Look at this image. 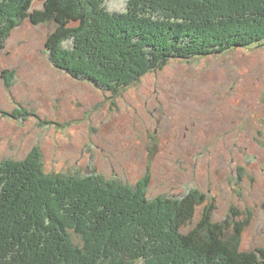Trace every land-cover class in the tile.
Returning <instances> with one entry per match:
<instances>
[{
    "label": "rangeland",
    "instance_id": "obj_1",
    "mask_svg": "<svg viewBox=\"0 0 264 264\" xmlns=\"http://www.w3.org/2000/svg\"><path fill=\"white\" fill-rule=\"evenodd\" d=\"M129 1L104 8L126 14ZM57 28L23 20L0 53V165L40 151L48 175L148 178L151 199L197 190L191 228L216 205L214 222L246 223L242 251L264 249V45L174 60L118 94L55 66Z\"/></svg>",
    "mask_w": 264,
    "mask_h": 264
},
{
    "label": "trees",
    "instance_id": "obj_2",
    "mask_svg": "<svg viewBox=\"0 0 264 264\" xmlns=\"http://www.w3.org/2000/svg\"><path fill=\"white\" fill-rule=\"evenodd\" d=\"M105 1L0 0V53L23 20L55 22V66L119 94L174 60L264 45V0H130L126 14ZM42 162L35 151L0 165V264H264V249H241L246 223L214 222L216 205L191 228L205 200L197 190L151 199L148 178L132 187L48 175Z\"/></svg>",
    "mask_w": 264,
    "mask_h": 264
}]
</instances>
